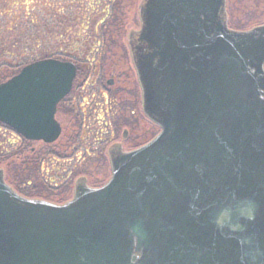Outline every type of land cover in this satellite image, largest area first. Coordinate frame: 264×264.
Masks as SVG:
<instances>
[{"label": "water", "instance_id": "water-1", "mask_svg": "<svg viewBox=\"0 0 264 264\" xmlns=\"http://www.w3.org/2000/svg\"><path fill=\"white\" fill-rule=\"evenodd\" d=\"M226 0H143L129 47L160 128L109 152L111 177L56 205L0 169V264H264V25L228 29ZM76 67L43 59L0 84V124L54 143Z\"/></svg>", "mask_w": 264, "mask_h": 264}, {"label": "rangeland", "instance_id": "rangeland-1", "mask_svg": "<svg viewBox=\"0 0 264 264\" xmlns=\"http://www.w3.org/2000/svg\"><path fill=\"white\" fill-rule=\"evenodd\" d=\"M142 1L0 0V71L6 64L74 56L81 70L75 82L88 78L58 106L61 134L54 143L25 145L0 127V169L17 194L19 187L28 195L36 192L42 197L37 200L62 205L77 183L99 188L109 180L115 147L129 152L158 135L142 111L128 46L139 29ZM226 18L235 31L262 26L264 0H226ZM10 146L18 151L10 153Z\"/></svg>", "mask_w": 264, "mask_h": 264}, {"label": "trees", "instance_id": "trees-1", "mask_svg": "<svg viewBox=\"0 0 264 264\" xmlns=\"http://www.w3.org/2000/svg\"><path fill=\"white\" fill-rule=\"evenodd\" d=\"M22 62L23 61H21V63L19 62V63L15 64V65L6 64L3 67L4 70L0 71V83H2L5 79H8V78L12 77L13 75H15L24 65L29 64L28 61L26 63H22ZM0 68H1V65H0ZM0 127H2L5 130L13 133L9 128H7L1 124H0ZM22 141H23V144L25 143V145L28 143L25 140H22ZM9 149L12 150L10 153L18 151L15 147H12V146H10ZM14 149H16V150H14ZM0 156H1V152H0ZM14 182H15V179H14ZM17 189H18V193L23 197H26V198H36V197L42 198V197H39L38 195H35L36 192H34V193L32 192L34 195H28V193H26V192L23 193L19 187H17Z\"/></svg>", "mask_w": 264, "mask_h": 264}, {"label": "flooded vegetation", "instance_id": "flooded-vegetation-1", "mask_svg": "<svg viewBox=\"0 0 264 264\" xmlns=\"http://www.w3.org/2000/svg\"><path fill=\"white\" fill-rule=\"evenodd\" d=\"M102 29V31H104L105 30V26L104 27H102L101 28ZM100 40H102V39H100ZM101 43V42H100ZM99 48H101V46L99 47ZM70 57H66V56H64V57H62V56H60V57H56V59H59V60H62V61H68V62H72L74 65H75V67H76V70H77V72H76V77H77V75L78 74H80V72H81V70H80V67H79V61L78 60H76V59H73V58H75L74 56L72 57V59H69ZM76 77H75V80H74V83H73V85H72V90H71V92L70 93H72V91L74 90V89H76V90H82V88H83V86L85 85L86 86V83H87V80H88V78L87 77H82V81H80V83L79 84H77V82H75L76 81ZM80 77V75L78 76V78ZM76 83V84H75ZM94 82H92L91 84H93ZM107 85H109V86H111L112 85V81H108L107 82ZM76 86V87H75ZM105 94H107V96H108V98H109V93L108 92H106ZM63 102V101H62ZM61 102V103H62ZM60 103V104H61ZM58 110H59V108H57V112H58ZM125 133H124V135H123V137H125Z\"/></svg>", "mask_w": 264, "mask_h": 264}]
</instances>
